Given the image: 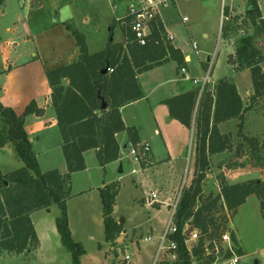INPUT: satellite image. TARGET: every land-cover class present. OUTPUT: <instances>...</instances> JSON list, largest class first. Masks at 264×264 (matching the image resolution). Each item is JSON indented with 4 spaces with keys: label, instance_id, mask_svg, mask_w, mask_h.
I'll return each instance as SVG.
<instances>
[{
    "label": "trees",
    "instance_id": "trees-1",
    "mask_svg": "<svg viewBox=\"0 0 264 264\" xmlns=\"http://www.w3.org/2000/svg\"><path fill=\"white\" fill-rule=\"evenodd\" d=\"M4 3L5 0H0V8ZM118 21H123L121 41L109 40L105 48L89 52L84 34L75 30L73 35L79 48L77 58L46 71L62 138L66 172L57 168L40 169L25 129L24 117L40 115L43 109L31 101L23 113L18 114L0 100V151L6 145H12L17 157L23 161V166L14 171L3 173L0 170V254H24L37 250L40 240L31 214L56 205L59 215L55 223L61 243L71 252L72 264H83L81 257L85 249L73 238L69 225L67 202L73 196L72 174L86 169L84 153L88 150L96 152L102 167L119 159L121 146L116 137L119 132L126 130L130 141L140 142L136 128L125 125L120 111L123 106L145 96L139 73L169 60H174L179 68L185 66L181 49L166 39L162 21L152 24L145 45L135 39L129 18ZM246 22L255 32L262 34L263 45H255L250 35L241 36L234 53L227 59L236 70L250 71L253 94L249 104L243 101L236 84L227 76L207 83L202 91L197 85L163 100L171 119L193 129L194 169L189 184L182 188L174 213L176 231L169 235V239L176 243L177 259L160 264H194V261L210 264L213 256L206 253L204 240L210 247H213V241H220L229 216L226 210L233 215L251 194L261 198L264 217V182L258 178L228 182L221 172L216 176L219 193L211 190L206 193L203 188L211 167L210 156L232 149L231 135L221 132L219 123L240 119L239 134L244 140L250 142L253 150L264 147V140L242 133L245 114L264 97V17L257 0H248ZM224 36L229 37L228 31ZM109 68L113 70L109 71ZM102 99L107 103L106 109L101 108ZM118 192L119 182L115 181L99 188L106 242L115 241L123 229L113 215ZM186 223L199 232L191 249L187 247L183 234ZM230 233L236 244L234 231L230 230Z\"/></svg>",
    "mask_w": 264,
    "mask_h": 264
},
{
    "label": "rangeland",
    "instance_id": "rangeland-1",
    "mask_svg": "<svg viewBox=\"0 0 264 264\" xmlns=\"http://www.w3.org/2000/svg\"><path fill=\"white\" fill-rule=\"evenodd\" d=\"M257 1L264 15V0ZM130 3L131 0H5L0 8V41L7 35V26L16 25L21 33L27 27L30 30L27 31L31 41L33 43L37 41L39 49L45 54H51L54 49L58 52L67 49L69 44L76 46L73 32L77 30L84 34L90 52L99 51L105 47L111 37L114 41L121 40L123 21L119 22L117 18L125 15ZM161 14L167 29L174 34L172 43L180 47L184 53H188L191 60L187 61L184 66L187 72L185 78L182 76V68H179L174 60H169L142 75L143 82L151 84L155 82L154 78L159 76L174 78L175 84L181 86L180 88L189 83L192 84L193 79H201L205 75L207 58L215 53L209 83L227 76L231 80L234 78L239 80L243 88L246 86L247 81L245 80L251 78L250 71L246 70L245 74L239 72L236 66L231 65L227 59L230 54L234 53L240 37L233 34L231 38L226 36L219 38L222 0H175L169 6L162 7ZM183 17H187L188 20L183 21ZM113 25L114 28L111 31ZM247 35L252 37L255 45H263L262 34L255 32L251 25L248 26ZM194 41L198 43V49H193L192 42ZM232 50L233 52L230 53ZM161 89L163 90L157 94L169 92L167 86ZM250 96L247 97V104L250 102ZM146 103L144 101L139 104V114L143 112ZM240 123L241 120L237 118L224 124V130L231 135L232 149L225 153L223 160L219 155L210 156L211 167L207 178L203 181L206 193L210 190L219 193L220 187L216 176L221 172L225 176L222 170L224 162L241 160L243 164L247 163L245 169L250 170L251 165L257 164L256 152L258 150H263L260 152V157L262 162L264 161V147L253 150L250 142L244 140L243 135L239 134ZM139 124H141L140 137L144 136L143 138L149 140L147 142L150 146L153 143L161 146L160 137L154 135L153 140L150 138L153 135L154 124L151 117L147 114L140 116ZM187 133L183 140L177 139L174 133L171 134V142L175 147L183 149L189 146L187 154L185 152L186 162L183 159L180 165L179 163L163 164L164 162L159 165V161V163L142 169L132 159L130 161L124 159L122 172H119V164H112L109 168L101 169L94 151L90 150L88 156L90 155L91 158L88 157L86 170L94 179L96 178L97 184L113 180H118L120 183L113 215L117 220L123 219L121 223L123 229L115 241L106 242L102 204L97 192L73 197L69 202V225L73 238L81 242L85 249L81 257L83 264H127L126 255L130 256L129 264H153L170 208L164 203L160 204L161 207L154 204L146 208L145 199L152 191H158V199H163L167 196L168 188H171L175 182H179L177 184H181L180 187L184 182L185 185L189 184L193 176L194 154L191 153L190 132ZM242 133L247 137L257 136L261 141L264 140V97L245 114ZM54 151L51 150L46 154L39 153L41 170H49L45 159L50 160V155ZM125 154H128L127 150ZM59 155H62L60 151ZM22 166L23 161L17 157L12 145H6L0 151L1 172L8 173ZM49 166L58 168L53 164ZM133 168L137 169L136 173L132 172ZM178 168L182 169L181 174ZM84 174L85 172H81L74 177L75 179L78 177L80 181ZM238 177L229 180L225 176L228 182H240L250 178H258L264 182V177L257 176V173L239 179ZM47 209H40L34 214L33 221L40 226L42 220H45L46 226L51 230V225L55 227L59 208L53 205L50 212H47ZM226 214L229 216L224 232L234 231L238 239L235 244V251L240 256L238 264H264V217L261 198L256 194H251L233 215H230L231 213L227 210ZM148 237L151 240H147ZM218 242L219 245L224 244V242ZM198 263L194 261V264ZM0 264H72V254L63 246L56 232V234L50 233L48 239L46 241L43 239L42 245L32 252L1 253Z\"/></svg>",
    "mask_w": 264,
    "mask_h": 264
},
{
    "label": "crops",
    "instance_id": "crops-1",
    "mask_svg": "<svg viewBox=\"0 0 264 264\" xmlns=\"http://www.w3.org/2000/svg\"><path fill=\"white\" fill-rule=\"evenodd\" d=\"M259 8L262 13V9L260 5ZM262 16L264 17L263 13ZM162 19L166 31L170 32L167 29L166 22L163 17ZM27 30L30 31L26 27L24 32L21 33L20 29L16 25L7 26L6 27L7 35L4 39H1L0 41V100L4 105L13 108L18 114H22L25 107L31 101H35L37 106L43 109V113L40 115L30 114L24 117L25 129L28 135L30 136L32 146L37 155L40 168L42 169L41 161L39 159V153L46 154L51 150H55L53 154L50 155L51 156L50 160L45 159V163L49 167V169H52L50 168L49 165L53 164L60 169L59 170L57 168L59 171L66 172L67 166L61 149L62 138L57 125V115L52 104L51 88L47 80L46 71L53 67L65 65L73 61L75 58H77L79 54V48L77 47V45L74 46L75 44L74 45L69 44L67 49L60 50L59 52L58 50L54 49L51 54H45V52L39 49L37 41H35V43L31 41L30 34L28 33ZM181 51L185 56L186 62L190 61L191 56L188 53H184L182 49ZM232 52L233 50L230 53ZM188 58L189 60H187ZM207 61L205 63L206 67H207ZM153 69L149 71H152ZM246 70L248 69H243L242 71L240 70L238 71L243 72L245 74L247 72ZM149 71H145L138 74V79L142 86L145 96L142 99H139L137 101H134L132 103L123 106L120 110L121 116L126 126H132L136 128L140 142H147L149 140L143 138L144 136L142 137L143 139L140 137L141 124H139V117L142 115L146 116V114L149 115L151 117V121L154 123L153 131H152L153 135L150 138L153 140L155 135L156 137H160L162 140L161 146L160 145L156 146L154 143L151 144L152 165H154L155 163H159V161H160L159 165L163 162H164L163 164L167 163L169 165H175L176 163H179L180 165L183 159L186 162L187 159L186 154L189 146H185L183 149H179L175 147V145L171 142V134L174 133L177 139L183 140L184 137L187 136L188 134L187 132H190V138L193 139V129H188L187 127L183 126L179 121L175 119H171L169 117L168 107L166 104L163 103V100L171 96L185 92L187 90H190L195 86H197V84L192 82V84L189 83L187 85L182 86V88H180L181 86L175 84L174 78L159 77V76L158 78H154L155 82L151 84H146L141 80V77L142 75H144ZM186 73H187L186 71L183 72L182 75L183 78L186 77L185 76ZM232 81L236 84L238 92L241 95L243 101L246 102L247 97L253 93L251 78L249 80H245V82L247 81V84L244 88L242 87L241 82L239 80L237 81L234 78V80ZM166 86L169 91L167 94L166 92H161L160 94H157V92L163 90L161 88H166ZM144 101H146L147 103L144 107L143 112L139 114V104ZM128 108L131 109L128 110ZM233 120L234 119L228 120L223 123H219L218 127L220 131L227 132L226 130H224V124L228 122H232ZM116 137L121 146L120 157L116 161L108 163L104 167L99 165L101 169H106L107 167L109 168V166H111L112 164L120 165V163L122 164V169H123L124 159H129V161L131 160L129 153L127 155L125 154V150H127L128 152L127 146L128 143L130 142L127 131L125 130L119 132ZM59 151L60 154L62 155H59ZM261 151L263 150H258L256 152L257 164L251 165L250 170L245 169L247 163L245 165V163L243 164L241 160L238 161L228 160L224 162L222 170L224 171L227 179L234 180L238 176L239 179L242 178L243 176L255 175V173H257V176L259 177H264V161L262 162V158L260 157ZM89 152L90 150L84 153L86 162H88V157L89 159L91 158L90 155L88 156ZM226 152L227 151L217 153L214 155L221 156L223 160L225 158ZM191 153H192V148H191ZM94 154L96 156L95 151ZM148 167L145 168L143 167L142 169H146ZM86 169L72 174L73 196L67 202L68 209L70 207L69 202L73 199V197L95 191L97 192L98 197L100 198L99 196L100 187L114 181L119 182L118 180H113L110 182L103 181L102 183L97 184L98 182L96 178L94 179V177H92L89 171H87ZM178 169L181 174L182 169L180 168ZM237 169H239V171H237ZM81 172H85L86 175L84 174L83 179L79 181L78 177H76L77 179H75L74 176ZM181 181H182V177H181ZM177 183L179 182H175L173 186H171V188L170 187L168 188L166 197H164L163 199H158L159 202L155 203L157 207H161L160 204L164 203V205L169 207L170 210L172 209V203L174 201V198L178 195L179 189L181 188L180 187L181 184H177ZM119 189H120V183H119ZM154 192L158 193V191H154ZM39 211L40 210H37L31 214L32 221H33V215L38 213ZM33 224L35 226L36 232L40 240V246L42 245L43 239L45 241L48 239L50 233L53 234H56V232L58 233L56 228V223H55V227L51 225L50 227L51 230H49L48 226H46L45 220H42L40 226H38L34 221Z\"/></svg>",
    "mask_w": 264,
    "mask_h": 264
},
{
    "label": "built area",
    "instance_id": "built-area-1",
    "mask_svg": "<svg viewBox=\"0 0 264 264\" xmlns=\"http://www.w3.org/2000/svg\"><path fill=\"white\" fill-rule=\"evenodd\" d=\"M174 1L175 0H131L125 15L117 18V20H126V18H129L130 28L134 33L135 39L139 44L145 45L152 24L157 23L159 20L163 22L161 8L169 6ZM247 5L248 0H222L219 38H224L225 31H228L229 33L228 38H231L233 34H236L239 37L248 34L249 24L246 22ZM182 19L183 21L188 20L187 17H183ZM166 34V39L173 41L174 35L167 31ZM192 46L194 49H198L197 42H193ZM214 58L215 53L208 57L207 69L204 77L200 80L193 79V82L200 86L201 91L204 89L205 85L210 82L209 75ZM112 70L113 69L109 68V71ZM182 71H186L184 67L182 68ZM127 147L130 158L136 162L140 168H143V165L145 167L149 166L151 146L148 142L134 143L130 141ZM132 172L136 173L137 169H132ZM183 186L180 188V192L174 198L172 203V209L170 210L163 234L160 237L153 264H160L163 261L172 262L177 259L176 243L169 239V235L176 231L173 218ZM156 202H159L158 193L152 191L145 199V206L146 208H149ZM189 228H191V230L186 235L185 233ZM183 234L186 237L185 243L187 247L191 249L199 238L198 230L186 223L183 229ZM221 238L220 242H224V244L219 245V242L213 241V247L209 246V242L206 239L204 240L207 242L206 244L204 243L206 253L213 256V260L210 264H238L240 262V256L235 251L236 246L232 240L231 233L226 231L222 234ZM147 240H151L150 237H148ZM125 260L127 261V264H129L130 256L126 255Z\"/></svg>",
    "mask_w": 264,
    "mask_h": 264
},
{
    "label": "water",
    "instance_id": "water-1",
    "mask_svg": "<svg viewBox=\"0 0 264 264\" xmlns=\"http://www.w3.org/2000/svg\"><path fill=\"white\" fill-rule=\"evenodd\" d=\"M111 40H113L112 37H111ZM104 71H105V70H104ZM101 108H102V109H106V108H107V103H106V101H105L104 99H102ZM119 172H122V164H121V163H120V165H119ZM47 211H50V208H48ZM122 221H123L122 218H120V219L118 220L119 223H122ZM190 230H191V228H189V229L186 231L185 234L187 235V234L189 233ZM204 243L206 244L207 242L204 241Z\"/></svg>",
    "mask_w": 264,
    "mask_h": 264
}]
</instances>
